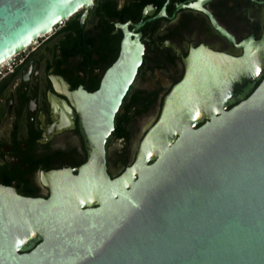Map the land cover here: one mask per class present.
I'll list each match as a JSON object with an SVG mask.
<instances>
[{
	"label": "water",
	"instance_id": "water-1",
	"mask_svg": "<svg viewBox=\"0 0 264 264\" xmlns=\"http://www.w3.org/2000/svg\"><path fill=\"white\" fill-rule=\"evenodd\" d=\"M205 1L176 9L206 12L242 55L200 44L181 57L182 79L117 176L106 172L104 142L140 61L133 30L146 20L113 23L120 51L97 91H67L48 75L78 115L87 157L40 173L47 198L0 185V264H264V27L259 40L235 43ZM90 2L0 0V62Z\"/></svg>",
	"mask_w": 264,
	"mask_h": 264
},
{
	"label": "flooded vegetation",
	"instance_id": "flooded-vegetation-1",
	"mask_svg": "<svg viewBox=\"0 0 264 264\" xmlns=\"http://www.w3.org/2000/svg\"><path fill=\"white\" fill-rule=\"evenodd\" d=\"M165 1L91 0L37 36L5 67L0 73V185L21 196L47 198L49 189L41 182V172L76 168L85 162L78 115L67 97L55 91L48 75L60 77L67 91L78 86L85 93L97 91L120 51L123 33L119 27L110 33L113 23L146 20L133 30L141 33L140 61L104 142L105 168L111 178L132 163L164 96L182 79L181 57L200 44L234 57L242 55L243 46L221 33L206 12L188 6L176 9L187 0H168L166 15L154 17ZM148 4L154 10L141 17ZM202 7L235 43L250 35L260 39L264 1L207 0ZM69 173L75 175L77 170Z\"/></svg>",
	"mask_w": 264,
	"mask_h": 264
},
{
	"label": "built area",
	"instance_id": "built-area-1",
	"mask_svg": "<svg viewBox=\"0 0 264 264\" xmlns=\"http://www.w3.org/2000/svg\"><path fill=\"white\" fill-rule=\"evenodd\" d=\"M58 23H60V22H58ZM33 42V41H32ZM31 42V43H32ZM25 48V47H24ZM23 48V49H24ZM23 49L20 51V52H22L23 51ZM20 52H18V53H16V54H14V55H12V56H10V57H8V58H6V59H4V60H2L1 62H0V73H2L3 71H4V69H5V67H7V66H9L10 65V63H11V61L20 53Z\"/></svg>",
	"mask_w": 264,
	"mask_h": 264
},
{
	"label": "bare ground",
	"instance_id": "bare-ground-1",
	"mask_svg": "<svg viewBox=\"0 0 264 264\" xmlns=\"http://www.w3.org/2000/svg\"><path fill=\"white\" fill-rule=\"evenodd\" d=\"M39 35H42V34H39ZM39 35H38V36H39Z\"/></svg>",
	"mask_w": 264,
	"mask_h": 264
}]
</instances>
